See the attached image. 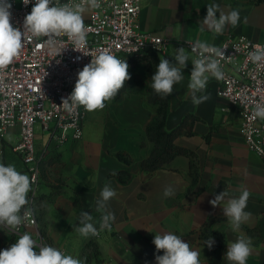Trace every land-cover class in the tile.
I'll return each instance as SVG.
<instances>
[{
	"label": "crops",
	"instance_id": "crops-1",
	"mask_svg": "<svg viewBox=\"0 0 264 264\" xmlns=\"http://www.w3.org/2000/svg\"><path fill=\"white\" fill-rule=\"evenodd\" d=\"M211 3L219 4L225 13L238 9V25L226 26L222 35L209 31L202 21ZM136 24L140 31L160 35L166 41L164 51H145L131 60V79L102 110L86 111L80 139L54 144L46 134L36 131V146L43 154L33 208L43 239L48 246L78 259L85 243L94 241L97 262L93 259L88 264H157L155 257L163 252H157L152 241L158 233L171 232L200 252L201 264H211L205 244L209 238H201L200 232L212 220L211 228L223 238L220 264H230L224 258L227 244L241 235L252 241L246 264H264V163L243 141L240 110L218 95L215 78L209 76L206 87L210 99L193 105L186 68L191 60L188 42L217 44L226 35L242 34L264 43V0H140ZM180 47L190 60L182 69L183 80L167 96L163 126L173 128L186 114L196 117L192 133L174 139V143L194 151L195 175L190 173L189 157L183 154L155 170L144 171L140 162L153 147L145 126L162 108L148 99L151 77L160 59L176 63L174 56ZM16 138L17 127H10L3 140V161L28 175L12 149ZM118 151L125 152L129 161L119 158ZM121 170L130 174L124 182L115 175ZM106 183L117 193L108 202L116 219L110 229L99 231L97 236L82 237L76 231L82 211L93 216L99 230L101 214L96 211V200ZM168 186L174 195L165 197ZM244 189L250 193L245 211L251 217L233 231L223 207ZM223 191L228 195L213 207L210 201ZM0 235L10 246L22 234L11 235L6 227H0Z\"/></svg>",
	"mask_w": 264,
	"mask_h": 264
},
{
	"label": "clouds",
	"instance_id": "clouds-1",
	"mask_svg": "<svg viewBox=\"0 0 264 264\" xmlns=\"http://www.w3.org/2000/svg\"><path fill=\"white\" fill-rule=\"evenodd\" d=\"M25 5L31 0H22ZM100 0H80V3H61V0H35L31 12L23 21V32L11 23L12 4L9 0H0V75L16 60L23 49L27 37H45L46 43L55 50L56 37L66 36L74 45L73 49L81 51L86 45L88 29L84 23V13L88 9H97ZM219 14V15H217ZM240 22V11L233 9L227 13L220 9V5H207V14L202 24L209 31L222 35L226 26L236 27ZM191 49L198 53V58L191 61L192 70L188 88L192 103L195 106L208 101L210 96L205 94L209 75L216 80L224 79V72L220 62L215 57H225L221 48L211 46L197 40ZM86 55V54H85ZM91 62L78 71L74 90L70 96L62 100L61 105L68 111L75 106H82L86 111L102 110L106 103L115 98L131 76L126 60H121L108 50L100 51L91 56ZM253 63H264V48L257 47L249 53ZM175 64L168 59H160L155 74L151 77L152 89L162 97L170 96L174 86L183 80L182 69L190 60L183 47L176 51ZM178 65V66H177ZM254 117L264 120V103H257ZM34 178L23 174L13 164L7 166L0 162V226L16 230L24 219L32 214L28 205V193L32 191ZM117 195L116 191L106 183L96 200V211L99 212V230L94 226L93 216L82 211L79 217V227L76 231L82 237L97 236L99 231L110 229L116 217L108 210V202ZM163 195H174V189L168 186ZM228 195L223 191L210 201L213 207L219 205ZM250 193L242 190L237 198H230L223 207V215L227 217L233 231L247 222L251 213L246 212ZM23 211V215L21 212ZM152 243L157 252L163 255L155 257L157 264H201L200 252L186 243L180 236L171 232L158 233ZM205 244L211 249L214 240L210 237ZM32 236L25 232L10 247L0 250V264H84L78 258L65 254L56 247L39 246ZM252 252V241L243 235L235 242L227 244L224 258L230 264H246Z\"/></svg>",
	"mask_w": 264,
	"mask_h": 264
},
{
	"label": "built area",
	"instance_id": "built-area-1",
	"mask_svg": "<svg viewBox=\"0 0 264 264\" xmlns=\"http://www.w3.org/2000/svg\"><path fill=\"white\" fill-rule=\"evenodd\" d=\"M67 2L76 4L80 0H61V3ZM9 3L12 4L11 23L23 32L24 18L31 12L35 0L28 5L22 0H9ZM100 4L99 8L84 13L88 33L82 52L74 50L73 43L66 36L55 38V50L46 43L47 38L29 36L24 40L20 56L0 75V162L4 163L3 140L8 129L16 126L17 138L12 149L23 161L30 179L34 178L26 206L32 214L18 229L6 227V231L11 235L29 233L38 245L37 251L39 246L47 244L37 227L33 208L43 154V150L36 146V128L54 144L80 139L86 110L75 106L68 111L61 103L74 90L77 73L91 62V56L108 50L129 65L147 49L160 53L166 46L160 35L137 29L140 0H100ZM194 43H187L191 53L186 67L189 79L193 67L191 61L198 58V53L191 49ZM209 45L221 48L225 56L215 57L224 72V79L217 80L218 95L239 108L240 135L264 163V120L254 117L256 104L264 103V63H253L249 59V53L257 47L264 48V43L242 34H229L219 43ZM8 247L0 235V250Z\"/></svg>",
	"mask_w": 264,
	"mask_h": 264
},
{
	"label": "trees",
	"instance_id": "trees-1",
	"mask_svg": "<svg viewBox=\"0 0 264 264\" xmlns=\"http://www.w3.org/2000/svg\"><path fill=\"white\" fill-rule=\"evenodd\" d=\"M262 1V0H256ZM146 51L154 52L151 49ZM149 101L153 103L161 104V112L159 115L152 121L148 122L145 126V133L149 140L153 142V147L149 155L143 158L140 162V168L144 171H152L161 167L164 163L168 162L177 154H183L189 157L190 159V173L195 175L196 165L194 163L195 153L187 147L178 145L174 143V139L181 134H191L192 133V123L195 120L193 114H186L182 117L177 125L173 128L166 130L163 126V118L166 113L167 107V96L162 97L157 94L152 87L149 88ZM116 155L119 158H122L125 161H129V157L125 152L118 151ZM115 175L122 181L130 178V174L121 170L115 173ZM212 220L206 222L200 232L201 238H214L215 243L211 249L208 248V255L211 261V264H220V248L223 245V238L219 231L211 228ZM98 251L96 243L92 240H89L85 243L82 248L80 259L84 264L90 263L91 260H97Z\"/></svg>",
	"mask_w": 264,
	"mask_h": 264
},
{
	"label": "rangeland",
	"instance_id": "rangeland-1",
	"mask_svg": "<svg viewBox=\"0 0 264 264\" xmlns=\"http://www.w3.org/2000/svg\"><path fill=\"white\" fill-rule=\"evenodd\" d=\"M38 129L36 128V131H37ZM95 261H96V259H94ZM97 262V261H96Z\"/></svg>",
	"mask_w": 264,
	"mask_h": 264
}]
</instances>
